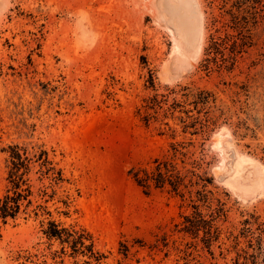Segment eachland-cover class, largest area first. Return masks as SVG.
Wrapping results in <instances>:
<instances>
[{"label":"rangeland","instance_id":"rangeland-1","mask_svg":"<svg viewBox=\"0 0 264 264\" xmlns=\"http://www.w3.org/2000/svg\"><path fill=\"white\" fill-rule=\"evenodd\" d=\"M212 1L0 0V199L15 146L46 150L66 179L52 200L36 193L28 214L0 219V264H87L47 238L50 220L87 231L100 264H264V10L235 71L206 74ZM168 90L178 94L146 123V100ZM199 91L207 104L193 103ZM165 158L199 186L184 197L140 187L132 171ZM198 176L210 184L197 217ZM39 204L50 217L35 216Z\"/></svg>","mask_w":264,"mask_h":264},{"label":"trees","instance_id":"trees-1","mask_svg":"<svg viewBox=\"0 0 264 264\" xmlns=\"http://www.w3.org/2000/svg\"><path fill=\"white\" fill-rule=\"evenodd\" d=\"M229 7V8H227ZM264 10V0H213L210 3V12L207 23V44L204 50V58L201 68L206 74L214 71H227L232 73L238 66L239 59L247 52L251 46L250 41V24L255 19L257 10ZM216 10L218 11L216 13ZM253 10L255 12H253ZM256 20V19H255ZM186 90V89H185ZM178 93L174 90H168L166 94H155L146 100L144 116L145 122L149 123L151 114L150 110L162 109L164 105L169 103L171 96ZM191 94V93H189ZM189 94H183L188 96ZM196 105L207 104L210 94L205 91H199L192 94ZM179 104L173 100L170 108L175 109ZM190 118V116H188ZM197 121L186 125V128H194ZM23 151V152H22ZM11 167L9 170V182L11 188L7 194L0 199V219L6 223L8 220L16 221L23 214H28L29 209L34 204L36 193L45 202L52 200L57 193V189L66 182L63 169L59 168L56 163L49 157L46 150H40L34 157H30L27 150L21 149L19 146L12 148L10 155ZM133 178L142 188L154 187L155 189H170V191L181 194L184 197L183 189L193 187L195 184L199 186V182L193 183L190 179L188 183L187 175H183L176 165L170 160L157 159L154 166L150 169L133 170ZM39 175L38 182L40 186L37 188L32 183L31 177ZM195 175V173H194ZM203 183L202 190L196 192L197 199L193 198V191L189 190L192 206L195 208V214L200 215L199 205L197 202L207 204L209 201L206 188L210 184V180L198 176ZM51 191V193H50ZM67 205L66 201H63ZM45 212L49 217L51 213L47 207L39 204L33 210L35 216H39V212ZM225 215L223 204L211 212L209 234L212 237L214 232L218 231L214 222ZM187 219L188 225L184 226L185 231L199 230L200 221H204L199 216L198 220ZM44 234L49 240H57L61 243L62 254H65V245L70 247L74 255L82 254L88 256L90 261L87 264H100L105 258L103 254L95 250V244L92 236L84 229L76 230L62 227L55 221L48 222L47 229ZM57 254V253H56ZM57 257V255H55ZM63 263V261H60Z\"/></svg>","mask_w":264,"mask_h":264}]
</instances>
